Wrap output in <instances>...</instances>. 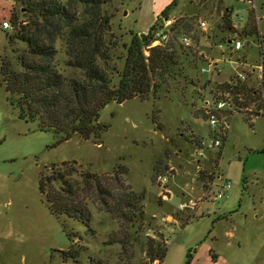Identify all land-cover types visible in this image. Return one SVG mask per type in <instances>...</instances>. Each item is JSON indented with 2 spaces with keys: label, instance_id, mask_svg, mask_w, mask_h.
<instances>
[{
  "label": "rangeland",
  "instance_id": "rangeland-1",
  "mask_svg": "<svg viewBox=\"0 0 264 264\" xmlns=\"http://www.w3.org/2000/svg\"><path fill=\"white\" fill-rule=\"evenodd\" d=\"M173 1L112 0L105 6L114 15L112 28L118 41L110 51L111 71L123 68V45L131 34L147 33ZM13 8L21 15L15 0H0V65L5 56L20 69L17 57L27 45L10 44L7 34L13 31L3 28L11 22ZM227 17L234 30L224 27ZM168 18L181 34L192 38L198 51L199 67L186 63L194 82L183 80L147 100L108 104L99 122L109 128L98 139L75 135L54 146L60 134L42 130L40 120L22 119L0 76V264H90L91 258L126 264L131 253L133 262L142 263L148 238L167 242L161 264H264V120L254 123L247 118L250 105L264 106L260 80L252 75L248 85L260 91L258 96H245L243 91L240 107L221 118L220 132L210 127L205 104L213 101L212 90L237 82L241 72L250 74L252 67L239 63L259 62L255 36L264 32V0H179ZM199 20L208 23L206 30ZM246 35H251L244 50L248 55L219 48L229 37ZM64 46L58 44L61 58ZM68 74L80 72L68 70ZM233 114L239 115L227 123ZM216 135H227L223 149H204L200 155L201 143ZM59 171L64 173L63 182L79 183L88 199L94 190L83 184L86 171L108 178L119 174L126 186L145 194V220L132 229L136 234L125 250L109 243L120 227L100 205H91L90 225L52 211L40 191V179ZM161 173L170 175L167 185L157 182ZM228 182L232 187L226 196L215 200ZM112 183L120 187L117 181ZM61 185L49 181L48 189ZM69 249L79 250L80 258L65 262L61 252Z\"/></svg>",
  "mask_w": 264,
  "mask_h": 264
},
{
  "label": "trees",
  "instance_id": "trees-1",
  "mask_svg": "<svg viewBox=\"0 0 264 264\" xmlns=\"http://www.w3.org/2000/svg\"><path fill=\"white\" fill-rule=\"evenodd\" d=\"M111 1L15 0L22 8V18L13 8L10 22L13 33L7 36L10 44L22 42L27 49L17 57L20 69L3 56L0 76L11 103L20 109L22 119L40 120L42 130H54L60 134L54 146L75 135L84 140L100 138L109 128L99 122L100 113L112 102L122 104L135 98L147 100L161 89L169 92L173 84L178 85L183 80L194 82L187 73L186 63L197 69L200 64L198 51L188 49L190 52H187L180 44L182 34L176 25L168 41L152 46L163 20L168 18L179 0H174L162 11L147 33L131 34L130 42L123 45L126 50L123 68L111 71L109 62L113 56L110 51L118 44L112 28L114 15L105 10ZM224 27L234 30L230 17L225 18ZM253 30L250 32L254 33ZM59 43L65 45L63 58L60 57ZM188 57L193 58L189 60ZM68 70L78 71L80 75H70ZM252 75L248 73L246 80L238 79L212 90L213 99L229 100L237 108L243 91H246L245 96L256 98L260 91L253 84L248 85ZM225 140L226 136L223 142ZM64 167L69 166L64 164ZM118 175L108 178L84 172L83 184L94 190L93 199L82 195L79 183L63 182L64 173L61 171L42 177L40 191L46 194L54 213L68 215L85 225H90L93 218L91 205H100L101 210L111 214L120 227L110 235L109 243H117L125 250L135 237L136 231L132 232V229L145 220L146 196L126 186ZM49 181L62 185L49 190ZM112 181H117L120 187H114ZM146 247V261L133 262L135 253H131L125 259L126 264H161L167 254V242L148 238ZM61 254L65 262L78 260L81 256L79 250L72 249ZM90 264L109 263L91 258Z\"/></svg>",
  "mask_w": 264,
  "mask_h": 264
},
{
  "label": "built area",
  "instance_id": "built-area-1",
  "mask_svg": "<svg viewBox=\"0 0 264 264\" xmlns=\"http://www.w3.org/2000/svg\"><path fill=\"white\" fill-rule=\"evenodd\" d=\"M175 21L172 19H164L162 23V27L159 29V31L156 33V40L153 42L152 46L160 45L162 42H166L170 39V37L173 35L172 28L175 26ZM199 26L206 30L208 27V23L204 20H199L198 21ZM3 28L8 30L12 29L13 30V25L11 23L5 22L3 25ZM251 36V35H250ZM249 35H246L243 38H228L227 41H224L219 44V48L222 51H230L231 53H244L246 47H249L248 45L251 43L250 42V37ZM255 43L257 42V49L259 53V62H257V65H251L250 62H243L239 63L244 66H251L252 70L250 73L256 74L258 76V79L260 80L261 83V88H262V93L264 96V32L263 31H258L255 36ZM179 42L182 46H184L186 49H195V45L193 43L192 38L187 35V34H182L180 36ZM247 55L249 51L245 52ZM248 59V58H247ZM231 63H233L231 60H229ZM214 65H217L215 63ZM214 70L216 72H220V69L218 67H214ZM208 70L203 69V73H206ZM248 76V73L241 72L239 73V78L242 80H246ZM228 96V94H226ZM206 107H207V115L209 117L208 121L210 124V127L214 132H220V125L221 123V118L224 117L225 113L230 112V111H235L236 107L234 104H232L229 100H215L213 101H206L205 102ZM202 148L200 149V155L204 154V149L209 150V149H218L222 147L223 145V138L220 136H215L213 139L210 141H203L201 143ZM170 175L168 173L164 174L161 173L157 176V182L161 185H167L169 182ZM232 185L231 183H226L223 185V188L225 189L224 191L220 192L218 195L215 196V200L222 199L226 196V192H228L229 189H231ZM193 202H191L192 204ZM184 206L181 205V208Z\"/></svg>",
  "mask_w": 264,
  "mask_h": 264
},
{
  "label": "crops",
  "instance_id": "crops-1",
  "mask_svg": "<svg viewBox=\"0 0 264 264\" xmlns=\"http://www.w3.org/2000/svg\"><path fill=\"white\" fill-rule=\"evenodd\" d=\"M164 3H168V0H164ZM240 107V106H239ZM250 107V109H249V112H250V114H249V117H247L251 122L253 121V120H255L254 121V123H259V122H262L263 120H264V108H261V109H255L256 107H254V106H252V105H250L249 106ZM248 107V108H249ZM252 107V108H251ZM242 108V107H241ZM240 108V109H241ZM254 108V109H253ZM230 115V114H229ZM237 115H239V114H233V115H231V117L229 118V121L227 122V123H231V121H232V118H234L235 116H237ZM228 128V133H229V131H230V128H231V124H230V126H227ZM227 129H225V130H227ZM228 133H227V135H228ZM226 135V136H227ZM222 149H223V145H222Z\"/></svg>",
  "mask_w": 264,
  "mask_h": 264
}]
</instances>
